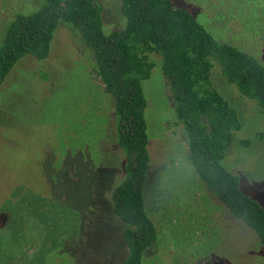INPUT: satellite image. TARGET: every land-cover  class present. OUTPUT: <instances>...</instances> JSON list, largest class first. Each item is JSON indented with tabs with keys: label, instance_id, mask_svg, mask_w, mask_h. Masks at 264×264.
Returning a JSON list of instances; mask_svg holds the SVG:
<instances>
[{
	"label": "rangeland",
	"instance_id": "rangeland-1",
	"mask_svg": "<svg viewBox=\"0 0 264 264\" xmlns=\"http://www.w3.org/2000/svg\"><path fill=\"white\" fill-rule=\"evenodd\" d=\"M172 1L216 39L264 63V0ZM43 2L0 0V44L11 19L37 11ZM102 4L104 31L123 29V0ZM63 22L49 57L25 55L0 88V264H20L17 254L39 251L42 258L33 264H79L83 249L101 248V227L118 224L113 193L124 178L126 156L114 137V99L104 91L77 27ZM150 56L155 62L143 88L152 165L144 200L159 238L144 264H264V245L255 231L195 173L162 56ZM212 73L242 122L224 162L243 177L242 189L264 204V115L218 64ZM248 138L251 148L244 144Z\"/></svg>",
	"mask_w": 264,
	"mask_h": 264
},
{
	"label": "trees",
	"instance_id": "trees-1",
	"mask_svg": "<svg viewBox=\"0 0 264 264\" xmlns=\"http://www.w3.org/2000/svg\"><path fill=\"white\" fill-rule=\"evenodd\" d=\"M103 9L102 0H45L37 11L11 19L0 44L1 88L25 55L48 58L61 21L71 23L93 53L104 91L114 99L118 118L114 137L126 156L124 178L113 193L118 224L101 227V248L83 249L79 264H144L158 241V226L146 212L144 200L152 162L143 81L154 66L153 52L162 56L163 71L170 79L195 173L204 188L253 229L264 245V204L242 189L243 177L224 162L242 128L240 115L218 90L212 73L218 64L225 79L254 100L264 115V63L252 52L216 39L188 9L174 6L172 0H123L126 26L110 33L103 28ZM244 144L251 148V139ZM16 256L20 264L42 258L40 251Z\"/></svg>",
	"mask_w": 264,
	"mask_h": 264
}]
</instances>
